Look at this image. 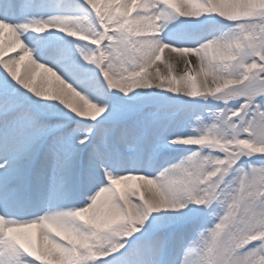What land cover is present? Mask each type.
Segmentation results:
<instances>
[{
	"label": "snow or ice",
	"instance_id": "snow-or-ice-1",
	"mask_svg": "<svg viewBox=\"0 0 264 264\" xmlns=\"http://www.w3.org/2000/svg\"><path fill=\"white\" fill-rule=\"evenodd\" d=\"M0 264H264V0H0Z\"/></svg>",
	"mask_w": 264,
	"mask_h": 264
},
{
	"label": "rangeland",
	"instance_id": "rangeland-1",
	"mask_svg": "<svg viewBox=\"0 0 264 264\" xmlns=\"http://www.w3.org/2000/svg\"><path fill=\"white\" fill-rule=\"evenodd\" d=\"M10 54H12V55H14V53H10ZM164 59H167V53L165 52V55H164V58L162 59V61H160L159 63H158V65H164L166 62H164ZM180 66H182V65H180ZM178 67V68H176V69H174L175 71H180V70H182V67Z\"/></svg>",
	"mask_w": 264,
	"mask_h": 264
},
{
	"label": "bare ground",
	"instance_id": "bare-ground-1",
	"mask_svg": "<svg viewBox=\"0 0 264 264\" xmlns=\"http://www.w3.org/2000/svg\"><path fill=\"white\" fill-rule=\"evenodd\" d=\"M165 52L167 53V50H166ZM10 55H12V54H10ZM167 55H168V53H167ZM164 62L167 63V62H168L167 59H164ZM158 63H159V62H158ZM179 66H180V65H178V66H174V69L178 68ZM180 67H182V66H180Z\"/></svg>",
	"mask_w": 264,
	"mask_h": 264
}]
</instances>
